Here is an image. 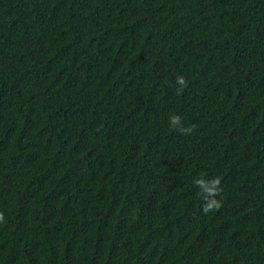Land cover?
<instances>
[{
    "label": "trees",
    "instance_id": "1",
    "mask_svg": "<svg viewBox=\"0 0 264 264\" xmlns=\"http://www.w3.org/2000/svg\"><path fill=\"white\" fill-rule=\"evenodd\" d=\"M0 212V264H264V0H0Z\"/></svg>",
    "mask_w": 264,
    "mask_h": 264
},
{
    "label": "clouds",
    "instance_id": "2",
    "mask_svg": "<svg viewBox=\"0 0 264 264\" xmlns=\"http://www.w3.org/2000/svg\"><path fill=\"white\" fill-rule=\"evenodd\" d=\"M176 84L179 85L180 91H183L188 86L187 81L182 76L177 78ZM169 123L183 135H190L194 130V126H189L186 128L183 127L181 118L176 115L169 117ZM194 184L200 190V194L203 196L204 203L201 210L204 214H207L211 211H218L223 206L222 201L217 199L222 191L221 179L219 177L210 180L199 178L194 181ZM4 222V214L3 212H0V223Z\"/></svg>",
    "mask_w": 264,
    "mask_h": 264
}]
</instances>
